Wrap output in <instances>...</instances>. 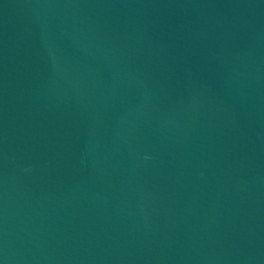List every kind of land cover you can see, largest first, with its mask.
<instances>
[{
    "label": "water",
    "instance_id": "obj_1",
    "mask_svg": "<svg viewBox=\"0 0 264 264\" xmlns=\"http://www.w3.org/2000/svg\"><path fill=\"white\" fill-rule=\"evenodd\" d=\"M0 264H264V0H0Z\"/></svg>",
    "mask_w": 264,
    "mask_h": 264
}]
</instances>
